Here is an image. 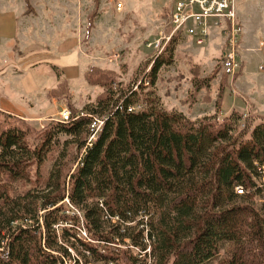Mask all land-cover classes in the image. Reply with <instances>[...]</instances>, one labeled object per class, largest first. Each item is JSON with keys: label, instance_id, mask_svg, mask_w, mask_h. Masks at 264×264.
I'll use <instances>...</instances> for the list:
<instances>
[{"label": "trees", "instance_id": "trees-1", "mask_svg": "<svg viewBox=\"0 0 264 264\" xmlns=\"http://www.w3.org/2000/svg\"><path fill=\"white\" fill-rule=\"evenodd\" d=\"M177 39L139 81L88 72L104 93L69 122L35 130L0 111V264H264V117L166 109L146 83ZM210 80L194 77L196 93Z\"/></svg>", "mask_w": 264, "mask_h": 264}, {"label": "rangeland", "instance_id": "rangeland-1", "mask_svg": "<svg viewBox=\"0 0 264 264\" xmlns=\"http://www.w3.org/2000/svg\"><path fill=\"white\" fill-rule=\"evenodd\" d=\"M125 3L118 13L106 0H0V111L43 130L59 121L63 110L82 114L104 93V80L90 85L88 72L98 69L124 85L139 81L155 56L148 44L168 33L172 0ZM235 4L244 29L239 71L224 77L217 70L221 38L203 46L177 39L174 64L162 67L156 85L146 87L156 91L166 109L193 120L214 114L221 119L231 110L264 117V0ZM51 65L63 75L58 78ZM197 76L211 79L199 93L192 84Z\"/></svg>", "mask_w": 264, "mask_h": 264}, {"label": "built area", "instance_id": "built-area-1", "mask_svg": "<svg viewBox=\"0 0 264 264\" xmlns=\"http://www.w3.org/2000/svg\"><path fill=\"white\" fill-rule=\"evenodd\" d=\"M118 13L126 9L125 0H106ZM242 23L238 20L235 0H172L171 12L168 18L167 28L169 33L162 34L159 39L148 44L155 55L162 54L173 38L192 39L197 46H203L210 38H221V72L233 76L239 69V46L243 35ZM120 55H114L113 59L118 61ZM149 85L146 83V86ZM138 90V85H135ZM144 101L135 104L131 110L140 111L144 108ZM71 112L67 109L60 113L61 122L71 121ZM104 125L101 118H97L89 126L91 136L89 142L97 139ZM235 191L241 193L240 187ZM70 207L68 199L65 200ZM72 208V207H71ZM74 209V208H72ZM82 237H87L84 229L81 230ZM150 251V250H148ZM68 264H72L70 261Z\"/></svg>", "mask_w": 264, "mask_h": 264}, {"label": "crops", "instance_id": "crops-1", "mask_svg": "<svg viewBox=\"0 0 264 264\" xmlns=\"http://www.w3.org/2000/svg\"><path fill=\"white\" fill-rule=\"evenodd\" d=\"M10 18H9V20H11V22L13 23V24H15L16 22H17V19L15 18V16H9Z\"/></svg>", "mask_w": 264, "mask_h": 264}]
</instances>
